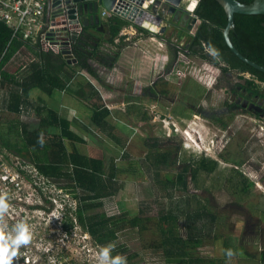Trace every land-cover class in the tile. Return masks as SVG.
Listing matches in <instances>:
<instances>
[{
  "label": "rangeland",
  "instance_id": "obj_1",
  "mask_svg": "<svg viewBox=\"0 0 264 264\" xmlns=\"http://www.w3.org/2000/svg\"><path fill=\"white\" fill-rule=\"evenodd\" d=\"M181 23L174 22L176 27L185 29L180 31L183 35L179 40L187 43L191 35L186 32V25ZM167 30L166 36L176 35L169 33L172 27ZM133 31L129 25L124 27L122 35L127 45L119 52L113 69L99 64L102 60L94 62L100 71L109 74H104L102 78H109L107 84L112 89L102 85L98 87L112 110L109 122L116 126L118 136L126 140L125 146L115 143L106 133L86 129L84 125L91 127L87 109L85 114H76L79 117H75L66 103L67 93L62 91H54L51 97L36 91L31 96L33 105L28 110L24 109L18 116L4 110L1 115L7 119L17 117L33 129L38 124L36 106L42 97L61 115L72 120L73 129L85 140L77 144L82 153L102 158L107 166L112 161L116 164L119 193L90 213L127 214L129 217L142 215L152 219L151 228L142 236L134 228H124L119 233L112 249H116V255L125 256L127 264H168L167 256L152 246L156 237L155 220L162 212L172 210L179 216L180 234L186 238V214L197 211L204 203L209 204L216 220L206 222V236L194 253L197 259L189 264H244L241 257L233 259L226 256L225 250L229 247L226 243L230 242L241 243L249 252L264 247V120L252 114L238 113L233 116L221 111L226 108V100H234L226 87L231 84L237 87L244 78L251 76L237 72L221 76L218 68L188 53L185 46L180 52V64L177 68L174 65L171 67L176 69V74L168 82L170 95L159 100L142 97L140 88L148 84L153 73L163 71L176 59L167 42L141 35L139 30L136 33ZM106 36L100 32L99 53L115 56L117 49L106 42ZM204 51L211 52L208 47ZM73 73L76 79L70 83L71 88L76 81L97 84L91 75L78 67ZM256 103L264 107V100L258 99ZM129 106L147 112L148 119H141L139 113L129 111ZM219 117L220 121L214 119ZM153 137L161 139L155 151L179 145L175 166L155 164V151L149 147ZM166 137L175 139L164 140ZM146 139L148 144L145 145ZM8 154L10 159L6 163L11 170H16L21 163L26 171L22 181L25 191L20 197L21 204L19 207L11 204L10 212L14 218L24 217L27 226L34 228L35 235L44 240L51 237L54 244L47 245V248L58 254L51 258L50 264H60L65 260L69 264H96L100 246L93 242L90 234L75 221L72 227L64 226L65 216L68 214L71 217V210H74L75 193L80 195L81 191L69 179L44 177L32 160ZM202 159L216 161V170H198L197 164ZM179 173L183 174L186 187L178 183L164 186L162 178L166 174L175 177ZM193 173H196V179ZM240 175L252 183L247 193L241 191ZM239 253L243 254V251L239 250Z\"/></svg>",
  "mask_w": 264,
  "mask_h": 264
},
{
  "label": "trees",
  "instance_id": "obj_2",
  "mask_svg": "<svg viewBox=\"0 0 264 264\" xmlns=\"http://www.w3.org/2000/svg\"><path fill=\"white\" fill-rule=\"evenodd\" d=\"M239 1L250 3L253 0ZM195 14L202 21L195 35L189 37L187 43L185 41L189 53L207 59L204 51V45H206L214 56L222 57L226 63V66L221 68V76H228L229 71L239 74L248 73L251 78H244L240 86L264 99V72L239 59L225 42L223 29L227 24V15L223 6L217 0H199ZM234 22L235 29L230 32L232 43L244 56L264 66V14L236 13ZM129 24L127 20L119 16H110L102 20L103 31L96 25H90V28L106 34V42L117 49L118 53L116 52L113 56L111 64L104 63L103 60L98 61L97 57H101L100 43L93 44L90 39L81 37L74 45L77 62L71 64L62 54L44 51L38 45H31L24 41L20 35L14 36L13 30L0 20V108L2 112L6 110L18 116L24 109L28 110L29 106L33 105L31 96L36 91L49 97L53 96L56 90L63 91L88 109L91 127L84 125L86 129L106 133L115 143L125 146L126 140L118 136L115 132L116 126L109 122L108 118L112 115V110L104 101L98 87L102 85L106 89H112L107 84L109 78H102L104 74L107 76L109 74L100 71L101 69L95 66L94 62L101 61L99 64L104 68L105 66L110 69L115 67L119 52L127 45L125 36L120 34ZM139 30L144 36L149 35L147 30L140 28ZM182 35L180 34V37ZM167 42L173 50V55L176 56L178 50L171 43V37H168ZM76 67L91 75L97 84L91 81L87 83L76 81L74 88H71L70 83L76 79L73 73ZM216 85H219L218 82ZM229 87L228 85L226 90L230 91ZM159 89L163 93V88ZM39 101L40 104L36 106L38 124L33 129L17 117L4 118L0 112V148H6L13 154L32 160L44 177L69 179L74 187L81 191L80 195L75 193L76 204L72 208L74 210H71V217L68 214L65 216L64 226L72 227L75 221L100 247L109 243L114 244L124 228H134L142 236L151 228L152 219L147 216L129 217L127 214L90 213L102 207L108 199L119 193L120 186L117 183L119 170L113 161L107 166L102 158L82 153L77 144L84 143L85 140L73 129L72 120L61 115L42 97ZM232 106L233 104H229L228 100L225 101V107ZM129 111L139 113L141 119H148L147 112H141L136 106H129ZM214 119L220 121V117ZM152 139L153 142L149 147L154 150L161 139L158 137ZM172 139L175 138L166 137L164 140ZM146 144H148L147 139ZM178 151L179 145L170 146L163 151H155V164L166 167L175 166ZM197 166L198 170L213 172L216 170L217 162L202 159ZM192 176L196 179V173ZM239 177L242 184L241 191L247 193L252 183L243 175ZM162 183L166 187L177 183L185 186L182 173L175 177L166 174L162 178ZM208 220L210 222L216 220L208 203L201 204L197 211L188 212L186 214L187 237L183 238L180 234L179 216L172 210L162 212L154 222L156 237L152 241V246L167 256L168 264H189L197 259L194 257L195 249L203 243L202 238L206 236L204 230ZM196 223L199 224L198 227ZM258 226L257 224V230ZM248 228L249 226L246 230ZM226 244L229 245L226 249L231 248L230 243ZM231 249L233 257L237 256L238 249ZM241 250L244 257L257 260L258 264H264V247L256 252H249L247 247L241 244ZM110 254L116 255V249H111Z\"/></svg>",
  "mask_w": 264,
  "mask_h": 264
},
{
  "label": "built area",
  "instance_id": "obj_3",
  "mask_svg": "<svg viewBox=\"0 0 264 264\" xmlns=\"http://www.w3.org/2000/svg\"><path fill=\"white\" fill-rule=\"evenodd\" d=\"M59 1L64 3L62 17H57L54 11L48 14V8H52L55 0H0V20L13 30L14 36L18 34L24 41L29 42L31 45L36 44L44 51L62 54L63 57L65 54H68L71 56L70 59L72 61L74 58L76 59L74 45L81 37L84 30V16L79 12L78 6L90 1ZM181 3V10L189 13L191 17L188 23H191L192 18H197V21L192 23L190 29L186 26V32L194 36L198 25L201 23L200 19L195 14L199 0H181ZM154 4L155 0H115L113 6L109 10L104 8L100 11V17L101 20H103L110 16H119L130 23L129 26L134 30V33H136V30H139V28L147 30L152 38L163 40L166 43L168 27H172V30H169L172 32L173 29H177V27L174 22L169 19V16L152 11L150 7ZM64 21L65 23H62ZM147 22H149V25H146ZM152 26H154V28ZM162 27L166 28L164 33H161ZM123 29L120 35H122ZM139 31L140 34L143 35V32L141 30ZM174 34H176V32ZM171 42L177 47L179 43H182V40L180 42L176 35H173ZM205 47L207 48L206 45H204V48ZM75 63L72 62L71 64ZM1 111L2 109L0 108V112ZM8 153L13 154L6 148H0V196H3L9 204L8 211L4 214L3 220L0 221V223L6 222L10 230L21 220L27 225V222L24 221V217L17 216L14 218V215L10 212L12 208L10 207L11 204H17L18 207L19 204H21L22 200L20 197L23 196L25 191L22 181L26 171L23 168L25 165H21V163L18 164L16 170H11L6 163V161L10 159ZM13 155H15L16 158L19 157V155ZM17 163H19V161H17ZM28 228L31 233L30 242L28 245L22 244L19 246L17 255L13 257V264H50L51 258H55V255L58 254L55 253L52 248H47V245L52 243L51 237L49 236L44 240L42 237L35 235L34 228ZM42 242H44V244H42ZM61 252L64 254L63 247H61ZM64 262L65 264L68 263L65 260L60 262V264Z\"/></svg>",
  "mask_w": 264,
  "mask_h": 264
},
{
  "label": "water",
  "instance_id": "obj_4",
  "mask_svg": "<svg viewBox=\"0 0 264 264\" xmlns=\"http://www.w3.org/2000/svg\"><path fill=\"white\" fill-rule=\"evenodd\" d=\"M80 1V0H77ZM90 2L85 4H80L78 6L79 12L83 14V23L85 26L89 25H96L100 30L102 29V20L100 17V11L101 8H105L109 10L115 0H89ZM224 8L226 15H227V24L225 28L223 29V35L225 42L229 49L242 61L245 63L251 65L255 69H258L260 71L264 72V66L256 63L255 61L247 58L244 56L232 43L230 38V32L235 29V22H234V16L236 13L239 14H264V0H253L250 3H243L239 0H217ZM182 3L181 0H155V4L152 5L150 8L154 12H159L161 15H166L171 18H176L177 20H182L185 24H188L187 27L190 29L192 26V23L197 21V18H192L191 23H188L190 20V15L187 12H184L181 10ZM51 11H54L57 17L63 16L64 11V3L61 1L55 0L52 8H48V14H50ZM62 23H65L62 22ZM166 31L165 27L161 28V33H164ZM85 37H82L84 39ZM209 55V54H208ZM212 56V55H211ZM70 55L65 54L64 58L67 59L69 63L76 62V59L74 58L72 61L70 59ZM222 60V59H221ZM253 106L260 109L257 105L253 103Z\"/></svg>",
  "mask_w": 264,
  "mask_h": 264
},
{
  "label": "flooded vegetation",
  "instance_id": "obj_5",
  "mask_svg": "<svg viewBox=\"0 0 264 264\" xmlns=\"http://www.w3.org/2000/svg\"><path fill=\"white\" fill-rule=\"evenodd\" d=\"M173 22H175V24L176 22L181 23L182 20L179 21L177 20V17H176L174 18ZM181 24H184L186 26L188 25V24H185L184 22H182ZM90 27H91L90 25L89 26L84 25V30H83V34L81 35V38L82 37L88 38L93 42V44L100 43V32ZM180 31H185V29L182 27H177V29H173V32L169 31V33L173 34L176 32V37L179 39L180 34H181ZM168 37H171V36H166L167 39ZM185 46L186 47L188 46L187 44H185V42L179 43V45L176 47L178 52L176 56H174V59H176L174 60L175 62H171L166 68L163 69V71L161 70L158 74L153 73L152 78L150 79L148 84L140 88L142 91V94H141L142 97L145 96V97L153 98V100H159L160 98H163V97L166 98V96L170 95L168 82L170 81V77H174L176 74L175 72L176 69L173 68L172 70L171 67H173V65L176 67L178 64H180L179 63V60H180L179 58H181L180 52H181V49L185 48ZM99 54L101 57H97L98 60H103V62L107 64H111L113 62V54H110V55L105 54V53L103 54L99 53ZM195 56L198 58H201L197 55ZM206 56H207V59H204V60L209 62V64H211L212 66L218 68L219 73L222 70L221 68L226 66V63L224 62L222 57H216L211 52L206 53ZM231 72H234V71L227 72V75L231 76L232 75ZM229 86H230L229 87L230 96L234 100H228V103L233 104V106L229 108L226 107L225 110L221 111L222 114H226V115L233 114V116H235L238 113H247V114H252L253 116L257 118H261L264 120V107L256 103L258 99H261V101L264 100L263 98H261L260 95L254 93L251 90H248L247 88L241 87L240 85H237V87H235L236 85L231 84ZM160 87L163 88V93L160 91L159 89ZM132 103L136 104L137 102H132ZM253 103H255V105H259L260 107L259 106L258 107L260 109L254 107Z\"/></svg>",
  "mask_w": 264,
  "mask_h": 264
},
{
  "label": "clouds",
  "instance_id": "obj_6",
  "mask_svg": "<svg viewBox=\"0 0 264 264\" xmlns=\"http://www.w3.org/2000/svg\"><path fill=\"white\" fill-rule=\"evenodd\" d=\"M9 204L3 196H0V221L7 213ZM31 233L27 225L21 220L10 230L6 222L0 223V264H13V257L17 255L20 245H28ZM113 244L101 246L99 248L96 264H127L126 257L120 254L111 255ZM228 257L233 255L231 248L225 250Z\"/></svg>",
  "mask_w": 264,
  "mask_h": 264
},
{
  "label": "crops",
  "instance_id": "obj_7",
  "mask_svg": "<svg viewBox=\"0 0 264 264\" xmlns=\"http://www.w3.org/2000/svg\"><path fill=\"white\" fill-rule=\"evenodd\" d=\"M104 8L102 7L101 8V11L103 10ZM57 92L59 91V90H56ZM63 92V91H62ZM67 105L70 107V108H72V110H73V113L75 114V117H79L78 115L79 114H82V113H86V110H85V106L83 105V104H81L79 101H77L74 97H72L71 95H69V94H67ZM56 109V108H55ZM87 109V108H86ZM58 110V109H57ZM87 113H89V111H88V109H87ZM76 114H78V115H76ZM73 116V115H72ZM67 117V116H66ZM67 118H69V117H67ZM70 119V118H69ZM264 214V213H263ZM261 218V217H260ZM264 223V222H263ZM239 242V241H238ZM230 244H231V248H233V249H238V255L237 256H235V258H238V257H241V261H243V263L244 264H252L251 262L252 261H254V263L255 262H257V260H254V259H249V258H246V257H244L243 256V254H240L239 253V250H241V243H238V244H236L235 242H230ZM261 248V247H260ZM231 258H233L234 259V257H233V255H232V257ZM258 263V262H257ZM257 263H255V264H257Z\"/></svg>",
  "mask_w": 264,
  "mask_h": 264
},
{
  "label": "bare ground",
  "instance_id": "obj_8",
  "mask_svg": "<svg viewBox=\"0 0 264 264\" xmlns=\"http://www.w3.org/2000/svg\"><path fill=\"white\" fill-rule=\"evenodd\" d=\"M146 25H149V22L146 23ZM154 28V26H152Z\"/></svg>",
  "mask_w": 264,
  "mask_h": 264
}]
</instances>
